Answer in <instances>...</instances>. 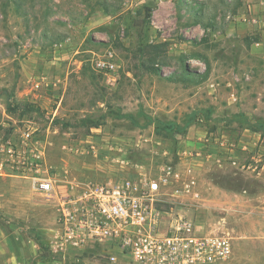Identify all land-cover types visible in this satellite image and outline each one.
<instances>
[{"label":"rangeland","instance_id":"obj_1","mask_svg":"<svg viewBox=\"0 0 264 264\" xmlns=\"http://www.w3.org/2000/svg\"><path fill=\"white\" fill-rule=\"evenodd\" d=\"M109 53L115 84L94 66ZM23 127L76 178L171 164L161 206L229 232L221 264H264V0H0V137ZM57 227L29 180L0 175V264H108L56 254Z\"/></svg>","mask_w":264,"mask_h":264},{"label":"built area","instance_id":"obj_2","mask_svg":"<svg viewBox=\"0 0 264 264\" xmlns=\"http://www.w3.org/2000/svg\"><path fill=\"white\" fill-rule=\"evenodd\" d=\"M94 66L109 83H117L112 53L97 55ZM35 131L23 127L17 138L0 137V175L29 180L34 192L53 203L56 254L65 257L71 250L88 248L108 264H221L231 258L229 232L206 233L161 206L164 190L180 177L171 164H159L153 173L120 156L117 160L123 164L117 171L129 174L116 172L101 180L89 175L76 178L67 165L50 163ZM97 144L88 145V153L96 157Z\"/></svg>","mask_w":264,"mask_h":264},{"label":"trees","instance_id":"obj_3","mask_svg":"<svg viewBox=\"0 0 264 264\" xmlns=\"http://www.w3.org/2000/svg\"><path fill=\"white\" fill-rule=\"evenodd\" d=\"M164 44H165V42H164ZM161 46H162V43H156V44H153V45L152 44L149 45V47L154 48V50H156V52H157V50L160 49ZM154 56H156L155 53L153 55V58H150V60L152 62H149V63H151V64H149L150 65L149 68H151L152 70L158 71L160 68L158 66H156V64H157V62H156L157 61V57H154ZM185 73L187 74V72H185ZM176 126L179 127L180 125L177 124V123H175V122H171V123H168L167 124V127L166 128H168V129L171 130V129H174Z\"/></svg>","mask_w":264,"mask_h":264},{"label":"crops","instance_id":"obj_4","mask_svg":"<svg viewBox=\"0 0 264 264\" xmlns=\"http://www.w3.org/2000/svg\"><path fill=\"white\" fill-rule=\"evenodd\" d=\"M261 5H259L258 3L256 4V3H251L250 5H249V10L252 12V11H254V12H252V13H257L258 14V16L260 15V13H259V11H261L260 9H261ZM252 17H254V16H252ZM260 17V16H259ZM261 17H263V14H261Z\"/></svg>","mask_w":264,"mask_h":264}]
</instances>
